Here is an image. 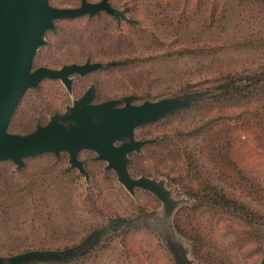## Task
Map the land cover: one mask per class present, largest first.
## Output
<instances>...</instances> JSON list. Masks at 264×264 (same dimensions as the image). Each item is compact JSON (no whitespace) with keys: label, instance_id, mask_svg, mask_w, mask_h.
<instances>
[{"label":"rangeland","instance_id":"1","mask_svg":"<svg viewBox=\"0 0 264 264\" xmlns=\"http://www.w3.org/2000/svg\"><path fill=\"white\" fill-rule=\"evenodd\" d=\"M80 1L49 0L58 8H77ZM110 3L122 18L101 13L58 20L34 60V68L91 62L103 69L74 76L71 92L54 80L28 90L9 132H33L91 86L97 103L131 96L139 105L199 94L188 108L138 128L136 139L152 143L129 155L130 175L163 182L172 211L148 191L131 194L91 151L79 155L88 180L66 153L27 158L20 169L1 162L0 256L63 251L90 238L85 257L56 264H177L182 252L194 264H263L264 95L232 97L214 87L225 78L224 67L246 75L242 68L257 71L264 64L257 65L263 47L251 50L248 40L264 38V5ZM117 219L127 223L102 231Z\"/></svg>","mask_w":264,"mask_h":264},{"label":"water","instance_id":"2","mask_svg":"<svg viewBox=\"0 0 264 264\" xmlns=\"http://www.w3.org/2000/svg\"><path fill=\"white\" fill-rule=\"evenodd\" d=\"M101 13L119 15L109 0L96 3L81 0L77 8L54 7L49 0H0V163L10 161L20 169L27 158L46 153L59 157L66 153L71 167L88 180L79 155L91 151L97 161L107 164L106 170L115 172L118 182L127 191L132 194L139 188L150 192L170 213L174 203L164 183L147 177L133 178L129 172V155L152 143L136 139L138 128L188 108L201 95L184 93L139 105L133 103L131 96L97 103L95 87L91 86L63 114L51 116L47 124H38L33 132L24 135L9 132L28 90L37 89L45 80H54L62 82L71 92L74 76L84 77L102 69L101 63L91 62L64 65L59 69L34 68L35 57L46 45L48 32L55 30L56 21ZM90 247L89 238L63 251L36 250L11 257L0 256V264L67 262L84 255ZM177 256V264H194L185 252Z\"/></svg>","mask_w":264,"mask_h":264},{"label":"trees","instance_id":"3","mask_svg":"<svg viewBox=\"0 0 264 264\" xmlns=\"http://www.w3.org/2000/svg\"><path fill=\"white\" fill-rule=\"evenodd\" d=\"M256 1V0H255ZM262 5H264V0H258ZM123 13L117 15L116 18H122ZM249 44H252L251 50H254L256 48V45H261L264 50V38H250ZM251 40V42H250ZM250 50V51H251ZM261 63H264V52L261 59V62L257 65H261ZM244 73L246 75H239L236 72L239 71L236 68H227L224 67L221 74L225 73V78L223 80L216 79V86L214 89L216 91L223 92L225 95L230 96H238L241 95L243 92H249V94H254V92L259 91L264 95V64L261 65V67L257 71H248L246 72V69L242 68ZM205 91V90H204ZM253 109V108H250ZM262 111L264 112V105L262 106ZM148 125V124H147ZM260 125H263L264 129V119L260 123ZM262 129V130H263ZM124 223H127V220L125 219H117L114 220L111 223V226H108V228H104L102 231L107 234V231L109 229L115 228V225H122ZM111 227V228H110ZM117 228V227H116ZM90 251V250H89ZM87 253L83 257H85ZM40 264H56L55 262H48V263H40Z\"/></svg>","mask_w":264,"mask_h":264},{"label":"flooded vegetation","instance_id":"4","mask_svg":"<svg viewBox=\"0 0 264 264\" xmlns=\"http://www.w3.org/2000/svg\"><path fill=\"white\" fill-rule=\"evenodd\" d=\"M101 1V0H100ZM109 3H110V0H109ZM80 4H81V1H80ZM80 4H79V6H80ZM110 5H111V3H110ZM78 6V7H79ZM112 6V5H111ZM84 16H88V17H90L89 15H84ZM84 16H81V17H84ZM97 16H99V15H97ZM94 17H96V16H94ZM90 18H93V17H90ZM73 19H75V18H73ZM61 68V67H60ZM102 69H103V65H102ZM94 72H96V71H94ZM94 72H91V73H89V74H87L86 76H84V77H81V76H78L80 79H83V78H86V77H88L89 75H91V74H93ZM73 84H74V82L72 83V88H73ZM41 85V84H40ZM95 87V86H94ZM38 88H40V86L38 87ZM37 88V89H38ZM90 88V87H89ZM89 88H87V90L89 89ZM95 91H96V87H95ZM96 96H97V92H96ZM105 101H107V100H105ZM104 102V101H103ZM67 108V107H66ZM66 111V110H65ZM55 114H57V113H55ZM54 114V115H55ZM48 123V122H47ZM46 123V124H47ZM41 125V124H40ZM45 125V124H44Z\"/></svg>","mask_w":264,"mask_h":264},{"label":"crops","instance_id":"5","mask_svg":"<svg viewBox=\"0 0 264 264\" xmlns=\"http://www.w3.org/2000/svg\"><path fill=\"white\" fill-rule=\"evenodd\" d=\"M88 2H89V1H88ZM96 17H97V16H96ZM87 252H88V251H87ZM87 252H86V253H87Z\"/></svg>","mask_w":264,"mask_h":264}]
</instances>
